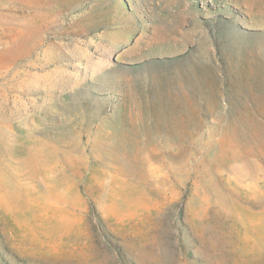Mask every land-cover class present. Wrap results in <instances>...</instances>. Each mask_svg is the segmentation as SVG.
Here are the masks:
<instances>
[{"label": "rangeland", "instance_id": "374dc122", "mask_svg": "<svg viewBox=\"0 0 264 264\" xmlns=\"http://www.w3.org/2000/svg\"><path fill=\"white\" fill-rule=\"evenodd\" d=\"M0 264H264V0H0Z\"/></svg>", "mask_w": 264, "mask_h": 264}, {"label": "trees", "instance_id": "16d2710c", "mask_svg": "<svg viewBox=\"0 0 264 264\" xmlns=\"http://www.w3.org/2000/svg\"><path fill=\"white\" fill-rule=\"evenodd\" d=\"M119 250V249H118ZM120 256V253L118 254Z\"/></svg>", "mask_w": 264, "mask_h": 264}]
</instances>
